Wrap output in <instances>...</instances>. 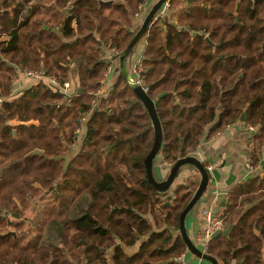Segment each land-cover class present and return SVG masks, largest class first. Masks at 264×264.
Returning a JSON list of instances; mask_svg holds the SVG:
<instances>
[{
	"label": "trees",
	"instance_id": "obj_1",
	"mask_svg": "<svg viewBox=\"0 0 264 264\" xmlns=\"http://www.w3.org/2000/svg\"><path fill=\"white\" fill-rule=\"evenodd\" d=\"M147 1L55 0L50 25L44 0H0V39L8 38L0 42V264H108L111 250L114 264H137L186 251L181 237L170 247L173 235L154 233L145 217L178 232L199 181L167 194L147 182L154 125L122 73L94 103L110 66L107 49L117 50L118 65L140 30L129 31L130 18ZM168 12L176 23L160 18L151 25L140 74L162 127L164 161L172 168L193 156L205 136L245 115L244 123L259 131L250 156L257 169L264 155V2L169 0ZM16 69L41 71L62 85L77 78L79 86L70 103L42 83L11 100ZM85 118L82 149L66 168L64 156ZM13 120L38 124L13 127ZM60 178L58 209L48 213L43 233L22 246L25 236L7 227L24 230L27 199L40 191L34 183L51 191ZM220 219L233 231L212 239L206 255L223 264H264V177L234 187ZM146 236L149 242L132 258L117 244L133 247Z\"/></svg>",
	"mask_w": 264,
	"mask_h": 264
},
{
	"label": "crops",
	"instance_id": "obj_2",
	"mask_svg": "<svg viewBox=\"0 0 264 264\" xmlns=\"http://www.w3.org/2000/svg\"><path fill=\"white\" fill-rule=\"evenodd\" d=\"M160 1L161 0H148L147 3L142 6L138 14L131 16L130 19H131L132 29L129 28V31L135 32L136 29L141 28L150 10ZM54 2L55 0H44V4H43L44 10L48 11L47 12L48 15L44 14L43 17L45 20L48 21L50 25H54V17H52V10H51V7L55 5ZM109 3L112 4V2ZM162 9L158 12L155 18L158 17V15L161 12H164L162 14L163 15L162 19L165 21V23H169V24L176 23V17H172L168 11L165 12ZM62 15L65 16L66 14L65 13L60 14L58 17L62 18L63 17ZM7 40L8 38L5 35L1 37L0 42ZM145 41L146 40L143 39V41L140 42L137 48L134 50V54L132 58L129 60L130 69L131 66L133 65V61H135L141 55L142 53L141 51L145 49L146 46ZM107 54L108 57L110 58V54L109 53ZM112 66H113L112 72H109L107 69V74L105 76V79L102 80L101 82L102 88L100 91L103 93L102 95H104L105 93L108 94L110 92L112 86L114 85L117 77L120 74V72L115 73V69L117 68L116 64H113ZM73 70L76 71V69ZM14 72L17 75V77L14 80L11 100H15L16 98L20 97L24 92L29 90L34 85H38L41 83L45 85H49L48 79L39 81L36 79L27 78L25 76V73L27 72L20 69H16ZM72 81L78 88L79 83L77 78L75 79L73 78ZM0 99L3 102V99L2 98ZM98 99L100 100V97H98ZM95 100H97L96 97ZM101 106L102 104L99 107ZM97 107L98 106L95 107V111ZM37 124L38 123L34 121L28 123H21L18 122L17 120H13L9 123V125L13 127L19 125L29 126V125H37ZM78 128H80V133L77 135V141H76L77 145L75 147V151L69 149V153H66V155L64 156L66 168L69 164L72 163L75 157H77L78 154L80 153L79 152L80 148L82 149L81 145L86 137V122H84ZM258 133H259L258 130L251 132L249 130V127L243 121H241L240 123H236L232 126H228L225 131H223L222 133H218L216 136L212 137L211 139H207V136H205L204 137L205 142H202L199 148L193 154L194 157H196L203 164L206 165V168H208L211 165L218 164L217 168L213 169L212 172L210 171L211 178L207 192L204 194L203 198L200 200L197 206L186 218V230L189 235V238L194 243V245L201 251H204L203 250L204 241H199V239L207 227L206 215L210 213L213 216L220 219V215L223 214V211L225 210V208L229 203L230 192L234 187L245 181L257 177H261V178L264 177V155L262 156L260 162L261 164L257 169H254V167L249 168L247 166V161L249 160L251 153L254 150V148L252 149L251 143H253L255 147L254 137L258 135ZM14 135L16 136V132H14ZM65 146L69 148V145L66 143ZM40 153L42 154V152ZM155 163H156L154 167L155 178L160 182L164 181L167 178L171 170V167L165 164L162 154L159 155ZM200 179H201L200 174L195 168L192 167L185 168L181 172H179V175L177 176L170 190L173 191L178 186H186L191 183H197L198 181L200 183ZM55 185L53 186L54 188ZM33 187L36 188L37 190H40L39 192H37L39 194H37L34 197H29L27 199V203H31L30 200L38 198V196H40V193L44 192L43 187L39 183H34ZM55 195L56 194L54 190L48 191L46 194L43 195L42 199L46 200V202H54L53 198ZM56 199L57 197H55V200ZM164 201L165 203L167 202L166 199ZM8 215L11 214L8 213ZM145 219H147L148 224L153 227L154 233L161 234L166 231L169 232L171 235H173V243L171 244L170 247L173 246L176 239L181 237L180 229L177 232L173 228H170L168 226H163L162 222L160 223L159 221H157L156 218L152 217L151 215H146ZM24 221L27 223L25 219ZM226 230L227 229H224L223 231ZM149 240H150V236H146L145 238H142L133 247L123 246L120 240H117V244L120 245L123 248L124 252L132 258L137 254H139L142 245L147 244ZM156 246L157 245H153L151 250L152 249L154 250ZM105 253L107 256L106 259L108 261V264H114L113 251L112 250L110 252L105 251ZM181 256L183 257V264H211L208 261L198 257L197 255L189 251L187 246H186V251ZM136 263L137 264H171V263L175 264V259L170 258L168 261H164V259L158 260V259L150 258L149 261H147L146 263H142V259H140ZM218 263L223 264L220 261H218ZM231 264H242V263L233 261L231 262Z\"/></svg>",
	"mask_w": 264,
	"mask_h": 264
},
{
	"label": "water",
	"instance_id": "obj_3",
	"mask_svg": "<svg viewBox=\"0 0 264 264\" xmlns=\"http://www.w3.org/2000/svg\"><path fill=\"white\" fill-rule=\"evenodd\" d=\"M169 0H161L158 2L148 13L146 16L142 27L138 31V33L135 35L131 43L128 45L126 50L121 54L119 58V65L115 69V73H122L125 78L127 79L129 85L132 87L134 93L138 97V99L144 104L146 110L148 111L154 125V130H155V139H154V145L147 156L145 160V173H146V179L147 182L159 193L167 194L169 190L171 189L174 181L176 180L177 176L179 175L180 170L185 167V166H191L195 168L199 174H200V183L198 185V188L193 195L191 201L188 203L184 211L180 215V233L182 240L184 241L185 245L195 255L198 257L208 261L211 264H219L218 261L208 255L205 254V252L199 250L194 243L191 241L189 238V235L186 230V218L187 216L193 211V209L197 206V204L200 202V200L203 198L204 194L207 192L208 187L210 185V172L207 171V168L204 166V164L197 159L194 156L187 157L185 159L180 158V160L171 168L167 178L164 181H158L155 178L154 174V162L156 159L159 157L161 154L162 150V143H163V133H162V127L159 122L157 112L155 109V104L153 101L149 98L146 92L138 86L131 76V74L128 71V68L126 66V61L131 55V53L134 51L135 47L146 37V34L148 33L151 25L154 23L155 16L158 14V12L164 7V5L168 2ZM255 1H263L264 0H255ZM103 5L111 4V3H106V2H100ZM81 92V90H80ZM106 105V101L103 100L102 106ZM100 109L97 108L96 111ZM241 121H245V115L242 116ZM203 142H205L203 140ZM41 151L36 150L35 155H40ZM167 202L166 205H170V200L171 196H167L166 198ZM233 227L226 231H219L215 233L212 238H216L219 236H225L228 237L230 233L232 232ZM15 236V233H9Z\"/></svg>",
	"mask_w": 264,
	"mask_h": 264
},
{
	"label": "built area",
	"instance_id": "obj_4",
	"mask_svg": "<svg viewBox=\"0 0 264 264\" xmlns=\"http://www.w3.org/2000/svg\"><path fill=\"white\" fill-rule=\"evenodd\" d=\"M168 7H169V1L164 5L163 7V11H168ZM164 12H161L158 17H156L154 19V22H156L158 19L162 18V14ZM146 40V37L144 38ZM146 42V41H145ZM115 53L116 51L114 50V52L112 51L110 53V66L108 68V71L109 72H112V68H113V64H116L117 61H116V56H115ZM132 70V77L133 79L135 80L136 84L138 86H140L144 92L147 93L148 91V88H146L143 80H142V77H141V72L143 71V60H142V57L141 55L135 60L133 61V65L131 66V69ZM25 76L27 78H30V79H36V80H44V79H48V82H49V85H51L52 87H54L56 90H59L61 91L64 96L66 97V100H67V103H70L72 101V96L73 94L75 93V87L76 85L74 83H66L64 85L60 84L59 82H57L54 78H47L45 76L44 73H42L41 71H30V72H27L25 73ZM103 93L100 91L98 93L95 94V97L98 98V97H101ZM0 103H2V100L0 99ZM94 103H96V100H94ZM86 120L83 119L82 123H84ZM249 130L251 132H254L256 131L257 129L253 128V127H249ZM80 133V128H78L75 132L76 135H78ZM76 146V145H74ZM251 146H252V149L254 148V144L251 143ZM218 164H215V165H211L207 168V171L208 172H212L213 169L217 168ZM247 166L249 168H251V159L249 158V160L247 161ZM206 222H207V227L205 229V231L203 232V234L201 235L199 241H204L203 242V252L206 251L208 245H209V242L211 241L212 239V236L219 232V231H223L225 229V226H226V222L223 220V219H219L215 216H213L212 214L208 213L206 215ZM175 264H183V257H179L177 259H175Z\"/></svg>",
	"mask_w": 264,
	"mask_h": 264
},
{
	"label": "rangeland",
	"instance_id": "obj_5",
	"mask_svg": "<svg viewBox=\"0 0 264 264\" xmlns=\"http://www.w3.org/2000/svg\"><path fill=\"white\" fill-rule=\"evenodd\" d=\"M142 6H140V10H141ZM139 10V11H140ZM139 13V12H138ZM140 29V28H138ZM136 29V31L138 30ZM143 41V40H142ZM141 41V42H142ZM108 50V53L110 54L112 51L114 52V50L116 51L115 53V56L118 55V52L116 49H107ZM144 51V49H143ZM141 51V52H143ZM110 60V58H109ZM119 65V64H118ZM118 65L116 64V67H118ZM129 73L131 74L132 76V70L128 69ZM107 74V71L105 72L104 76H103V79H105V76ZM40 81V80H39ZM67 83H70V82H67ZM74 83V82H73ZM66 84V83H65ZM77 90V86L75 87V91ZM241 121H239L238 123H240ZM77 145V143L75 144ZM75 147L74 146L72 149L70 148V150H74L75 151ZM68 148V147H67ZM77 151V150H76ZM80 151H81V148H80ZM79 151V152H80ZM66 153H69V150H67ZM165 162V161H164ZM166 165H168L169 167H171L169 163L165 162ZM124 170V169H123ZM63 179L60 178L58 180V182L56 183L55 185V188L53 189L54 192H55V196L53 198L54 202H46V200H43L42 197L43 195L47 192L48 189H45L46 192H42L40 193V196H38V198L36 199H33V200H30L31 203H27V208L26 210L24 211V219L27 221V223L25 224L24 226V230H23V227H15L14 226H8L7 227V231H9L10 233H18L22 236H25L23 237V239H25L23 242H22V246H27L29 243H31V241L39 234H42L43 233V227H45V225L47 226V223L46 221L48 220L49 218V210L51 211V209H54L56 207H58V204H59V199H60V196L58 197V191H59V187L61 186L62 184V181ZM52 190V191H53ZM58 190V191H57ZM49 191V190H48ZM53 194V193H52ZM51 195V194H50ZM55 197H57V199L55 200ZM46 198V197H45ZM44 198V199H45ZM70 198H68L69 200ZM48 200V198H47ZM20 209H22V207L20 206ZM58 209V208H56ZM36 217H38L39 221L36 220ZM46 218V221H44ZM23 219V220H24ZM32 244V243H31ZM182 256H180L181 258Z\"/></svg>",
	"mask_w": 264,
	"mask_h": 264
},
{
	"label": "flooded vegetation",
	"instance_id": "obj_6",
	"mask_svg": "<svg viewBox=\"0 0 264 264\" xmlns=\"http://www.w3.org/2000/svg\"><path fill=\"white\" fill-rule=\"evenodd\" d=\"M43 191L45 192V190H43ZM51 191H52V190H51ZM47 192H48V190H47ZM47 192H46V193H47ZM46 193H45V194H46ZM49 212H51V211L49 210ZM49 212H48V213H49Z\"/></svg>",
	"mask_w": 264,
	"mask_h": 264
}]
</instances>
